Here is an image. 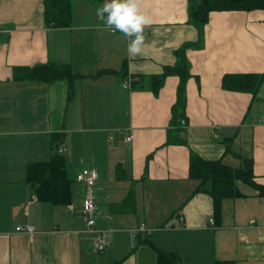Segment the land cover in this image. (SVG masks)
Here are the masks:
<instances>
[{
    "label": "crops",
    "instance_id": "obj_1",
    "mask_svg": "<svg viewBox=\"0 0 264 264\" xmlns=\"http://www.w3.org/2000/svg\"><path fill=\"white\" fill-rule=\"evenodd\" d=\"M136 2L152 23L142 52L131 56L129 39L96 15L105 0H71L65 27L47 24L43 0H0V264H156L157 251L178 264H264V195L236 181L242 196L224 199L216 218L211 197L193 194L198 181L189 178L190 152L233 168L251 158L252 179L264 186V80L255 98L221 82L225 74L264 73V10L212 11L199 40L187 0ZM187 43L201 46L185 49L186 145H164L179 77L166 76L157 96L122 83L163 73ZM43 63L69 64L76 76L13 77ZM56 147L72 180L65 206L39 202L25 182L26 166L49 160ZM82 168L97 173L103 251L82 218L86 187L75 179ZM131 188L134 210L116 209Z\"/></svg>",
    "mask_w": 264,
    "mask_h": 264
},
{
    "label": "trees",
    "instance_id": "obj_2",
    "mask_svg": "<svg viewBox=\"0 0 264 264\" xmlns=\"http://www.w3.org/2000/svg\"><path fill=\"white\" fill-rule=\"evenodd\" d=\"M44 15L47 24L56 27H65L71 23L72 3L71 0H43ZM252 11L264 10V0H187V22L198 32L200 40L205 24L208 22L209 14L212 11ZM197 44H184L176 51V63L163 73L150 75L147 81L138 80L131 85V89H149L154 96H157L159 89L166 76L176 75L179 82L176 91V99L171 106V117L166 129L164 145H186L183 137V127L186 124L185 106L186 82L190 78V70L185 56V49ZM104 71L97 73L101 74ZM76 74L69 64L43 63L29 67L16 68L13 77L17 80L42 81L51 83L57 80L66 79L68 82ZM264 80V73H236L225 74L222 77V88L230 91L248 92L253 98ZM53 144L56 140H52ZM229 142V140H228ZM56 145V144H55ZM226 145V149H227ZM229 148V147H228ZM56 150L58 147L55 148ZM66 154L56 153L47 161L31 162L26 166L25 182L31 188L36 199L42 203L53 206H62L71 203V178L67 172L68 160ZM252 159L244 158L242 165L237 168L226 166L221 159L206 160L195 153L190 152L189 157V178L198 181L193 191L196 193L208 194L212 199L213 212L216 218L220 217L222 201L226 198L242 196L236 185L241 181L258 190L259 195H264V186L253 181ZM119 178L124 175L119 173ZM134 191L129 189L128 193L119 203L113 206L116 209L134 210ZM156 264H178L177 257L170 253L157 251ZM119 264V263H116ZM215 264H235L233 261H216Z\"/></svg>",
    "mask_w": 264,
    "mask_h": 264
},
{
    "label": "clouds",
    "instance_id": "obj_3",
    "mask_svg": "<svg viewBox=\"0 0 264 264\" xmlns=\"http://www.w3.org/2000/svg\"><path fill=\"white\" fill-rule=\"evenodd\" d=\"M96 15L110 30L122 32L129 39L127 51L131 56L142 52L143 30L152 21L139 10L136 0H105L103 6L97 8Z\"/></svg>",
    "mask_w": 264,
    "mask_h": 264
},
{
    "label": "built area",
    "instance_id": "obj_4",
    "mask_svg": "<svg viewBox=\"0 0 264 264\" xmlns=\"http://www.w3.org/2000/svg\"><path fill=\"white\" fill-rule=\"evenodd\" d=\"M112 32L115 30H111ZM138 80V77L128 76L126 79L123 80L122 87L125 89H130L131 85ZM126 140H130V137L127 136ZM64 149H57L58 153H63ZM76 181L81 182L85 185L86 191L85 195L81 202V213L82 218L85 221L86 227L90 232H95V248L97 251H103L105 248V233L103 230L95 228V219H94V211H95V203L93 199V186L97 179L96 171L93 169L82 168L75 176ZM211 225L214 224V220L210 219L209 222ZM17 231H24L28 234L33 233V227L26 226L22 228L21 226L16 227ZM137 231L131 232V241L132 245H134V237Z\"/></svg>",
    "mask_w": 264,
    "mask_h": 264
},
{
    "label": "rangeland",
    "instance_id": "obj_5",
    "mask_svg": "<svg viewBox=\"0 0 264 264\" xmlns=\"http://www.w3.org/2000/svg\"><path fill=\"white\" fill-rule=\"evenodd\" d=\"M100 164V162H98V168H101V165H99ZM84 165H86V164H84ZM104 168V167H103ZM134 242L136 241V234H135V237H134V240H133ZM131 243H132V241H131Z\"/></svg>",
    "mask_w": 264,
    "mask_h": 264
}]
</instances>
